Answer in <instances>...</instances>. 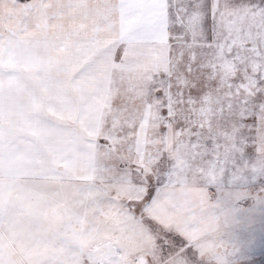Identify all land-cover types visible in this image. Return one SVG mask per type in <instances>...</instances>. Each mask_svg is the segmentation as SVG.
Here are the masks:
<instances>
[{
  "label": "snow or ice",
  "instance_id": "snow-or-ice-1",
  "mask_svg": "<svg viewBox=\"0 0 264 264\" xmlns=\"http://www.w3.org/2000/svg\"><path fill=\"white\" fill-rule=\"evenodd\" d=\"M264 198V0H0V264H227Z\"/></svg>",
  "mask_w": 264,
  "mask_h": 264
},
{
  "label": "rangeland",
  "instance_id": "rangeland-1",
  "mask_svg": "<svg viewBox=\"0 0 264 264\" xmlns=\"http://www.w3.org/2000/svg\"><path fill=\"white\" fill-rule=\"evenodd\" d=\"M259 184L249 187L252 196L229 205L220 238L227 244V264H264V198H255Z\"/></svg>",
  "mask_w": 264,
  "mask_h": 264
}]
</instances>
